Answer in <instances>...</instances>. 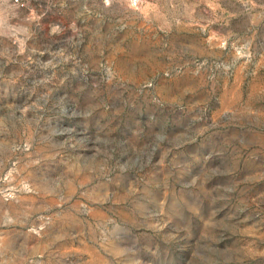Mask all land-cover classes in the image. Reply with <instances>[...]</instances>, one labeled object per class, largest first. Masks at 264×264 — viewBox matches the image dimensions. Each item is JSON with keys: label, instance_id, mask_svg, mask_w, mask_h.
<instances>
[{"label": "rangeland", "instance_id": "rangeland-1", "mask_svg": "<svg viewBox=\"0 0 264 264\" xmlns=\"http://www.w3.org/2000/svg\"><path fill=\"white\" fill-rule=\"evenodd\" d=\"M0 264H264V0H0Z\"/></svg>", "mask_w": 264, "mask_h": 264}, {"label": "built area", "instance_id": "built-area-1", "mask_svg": "<svg viewBox=\"0 0 264 264\" xmlns=\"http://www.w3.org/2000/svg\"><path fill=\"white\" fill-rule=\"evenodd\" d=\"M14 1H16V2H20L21 0H14Z\"/></svg>", "mask_w": 264, "mask_h": 264}]
</instances>
